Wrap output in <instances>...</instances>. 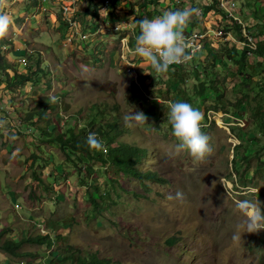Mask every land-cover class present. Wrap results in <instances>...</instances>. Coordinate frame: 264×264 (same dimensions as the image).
<instances>
[{
	"label": "rangeland",
	"instance_id": "1",
	"mask_svg": "<svg viewBox=\"0 0 264 264\" xmlns=\"http://www.w3.org/2000/svg\"><path fill=\"white\" fill-rule=\"evenodd\" d=\"M234 1L239 19L231 17L241 31L221 12L200 15L205 34L198 35L191 22L185 29L195 49L192 59L157 76L146 62L132 61L136 14L125 19L131 26L109 28L80 45L67 39L61 8L69 0H7L14 27L0 40L5 64L0 71V120L5 121L0 126V230L8 228L4 238L49 234L55 242L24 243L20 251L34 256L0 248V264H71L92 253L110 264H264V229L232 239L243 220L235 201L250 199L264 211V133L255 119L264 104V66L251 51L243 70L226 59L228 48L253 49L264 40V0ZM86 2L74 3V16L80 31L91 33L97 22L86 17ZM210 2L178 0L169 11H202ZM129 7L126 15L133 11ZM159 15L151 12L148 18ZM206 68L213 71L208 78ZM31 70L42 80L16 84L17 71ZM206 79L218 85V95L211 89L195 93L194 86ZM51 96L56 103L47 102ZM172 101L187 102L203 114L202 131L212 151L202 162L187 151L175 154L177 141L165 108ZM40 102L59 132L95 121L114 133L116 124L121 133L114 143L103 142V155H109V145L121 143L146 148L136 167L160 178L139 179L100 160L92 162L91 173L79 163L80 171L78 160H67L59 144L38 128L45 120L38 115L23 120ZM132 111L143 112L145 121L126 127L123 116ZM221 181L232 195H226ZM177 192L183 193L182 201L167 199ZM173 238L177 243L170 245Z\"/></svg>",
	"mask_w": 264,
	"mask_h": 264
},
{
	"label": "clouds",
	"instance_id": "2",
	"mask_svg": "<svg viewBox=\"0 0 264 264\" xmlns=\"http://www.w3.org/2000/svg\"><path fill=\"white\" fill-rule=\"evenodd\" d=\"M7 9V0H0V40L5 39L10 29L14 27V20ZM225 12L229 15L226 10ZM200 15L201 10L199 8L186 7L182 10L164 11L159 16L145 17L137 21L140 32L135 38V54L141 57L157 76L166 75L174 64L189 62L195 49L185 36V29L194 17L199 18ZM120 26L117 25L118 30H120ZM189 49H192V51L189 52ZM129 65L136 66L135 64ZM85 71L87 70L85 69ZM152 72L145 73L152 74ZM47 102L56 103L57 97L51 96L50 101ZM165 108L167 109V122L171 126L173 137L177 141L175 154L187 151L194 161L202 162L212 151L209 137L202 131L203 114L184 101L168 102ZM145 118L143 112L134 113L132 111L123 116V121L126 127H133L142 124ZM4 124L5 121L0 120V126ZM86 143L91 150L106 152L96 133H89ZM221 182L223 183V181ZM223 185L226 189V195H232L231 190L224 183ZM174 198L182 201L183 193L177 192L175 197L172 195L167 196L168 200ZM235 203L243 220L236 226V231L232 236L234 241L239 240L245 232L258 233L264 229V211L257 207L252 200L241 199L235 201Z\"/></svg>",
	"mask_w": 264,
	"mask_h": 264
},
{
	"label": "trees",
	"instance_id": "3",
	"mask_svg": "<svg viewBox=\"0 0 264 264\" xmlns=\"http://www.w3.org/2000/svg\"><path fill=\"white\" fill-rule=\"evenodd\" d=\"M118 0H114L116 2ZM181 1V0H180ZM211 2L208 4H205L203 7V10L201 11V15L206 16L211 10H215L218 12H221L226 16V18L234 20L231 16L225 14V9L221 5V0H210ZM102 0H87L86 2V9H85V15L91 14L96 20L99 19L100 16V3ZM177 2H175L176 4ZM113 6V3H111ZM130 5L132 6V13H135V27L133 30V34H136V31L140 32L139 26L137 24V21L149 17L150 13L153 12V14H162L164 11H169L170 7L174 4H171L167 7H162L160 0H138L136 2H131ZM139 7V11L135 12L134 7ZM151 7H154L152 9ZM200 18V17H199ZM199 18H195L191 21V27L197 28V34H205L207 32V25L204 23H200ZM204 20V19H203ZM205 22V21H204ZM236 27L239 28L241 31V24L236 22ZM139 34V33H138ZM264 35V33H262ZM137 36V35H136ZM226 39H229L228 36H225ZM232 41V40H227ZM236 46V44H235ZM1 47V42H0ZM83 47V46H82ZM135 46H133L134 49ZM222 51V49H221ZM254 52L258 58L261 59L259 61L258 65L264 66V40H261L256 44V48H249L245 47L242 50L236 46L235 48H228L227 49V55L226 59L233 61L235 64H237L238 68L243 70L245 66L247 65V55L249 52ZM134 58V57H133ZM214 62V59H212ZM4 66L2 64L1 68ZM261 70V68H260ZM43 71V70H41ZM205 78H208L211 74H213L212 69H205ZM16 78L17 82L16 84H22L26 83L27 81H41L42 77L37 75L36 72H23V74L16 72ZM207 80V79H206ZM2 80H0L1 82ZM264 81V79H263ZM8 85H12L11 82H7ZM213 79L207 80H201L198 84H196L195 87V93L198 95H204V93L208 90H213L211 93H215V95H218L220 92L218 85H213ZM50 101V100H49ZM43 102L37 103L34 106L33 111L30 113H26L23 116V120H32L33 116L38 115L39 120H45L46 124L44 127L38 126L40 130L44 129V132L50 136V140L55 141L59 144L61 150L66 156V159L69 161L77 162V166L79 167L80 171H82V166L80 164H86L87 169L89 173L92 171V162L96 160H100L104 164H114L118 166L123 172L131 174L134 177H137L139 179H143V177H148L149 179H155L160 178L157 177L153 172H143L138 167H136V163L140 161L143 158L142 151L145 150L142 147L138 146H132L130 144L121 143L118 147H112L109 145V155L104 156L103 151H95L89 149L86 143V139L89 133H96L98 139L103 143L105 141L113 142L116 140V137L118 134L121 133V130L118 129L117 125L114 124L112 126V130L115 132H110L105 128L103 125L96 126L95 121L88 122L85 127L80 128L78 131H75L74 129L66 130L64 133L57 131L58 125L48 116L47 111L45 108H39ZM46 106L48 103H44ZM16 106H13L15 108ZM38 108L39 110H35ZM22 111V108L17 109V112ZM36 111V112H35ZM255 119L257 121V124L259 126V129L261 133H264V104L260 105L258 108V112L255 113ZM34 125L36 122H33ZM110 124V123H109ZM53 125V128H50V126ZM51 129V130H49ZM146 152V150H145ZM32 159H39L37 156H33ZM80 163V164H79ZM35 177L39 179L38 175L35 174ZM40 181L44 182V186L47 187L46 181L41 178ZM95 204H97L96 199L92 198ZM8 228H3L0 230V248L9 252L12 255L16 256H24V255H32L34 256L35 253L33 252H21L20 249L23 246L24 243H36V244H44L47 243L48 245H51L55 242V239H52L49 234H39V235H31V236H25L23 238L17 236H10L9 238H4V235L8 233ZM59 237V236H58ZM178 240V239H177ZM168 243L170 245L176 244V238L169 239ZM55 262H59L56 260ZM49 263V264H53ZM27 264H35L34 262H28ZM43 264V263H38ZM71 264H110L109 260L99 258V255L97 253H92L90 255V258L86 259L82 255H79L75 261H72Z\"/></svg>",
	"mask_w": 264,
	"mask_h": 264
},
{
	"label": "built area",
	"instance_id": "4",
	"mask_svg": "<svg viewBox=\"0 0 264 264\" xmlns=\"http://www.w3.org/2000/svg\"><path fill=\"white\" fill-rule=\"evenodd\" d=\"M75 1L76 0H70L69 4L62 5L61 8L63 20L67 26V39L69 41L76 40L77 42H80V45H82V42H88L89 44L92 40V35L100 34L103 31L108 30L109 28L118 30L117 25H121L120 30L124 29L125 27H129L130 25V23L125 22V19L116 21L115 18H106V16L108 15L107 8L108 6L110 7L112 2L111 0H105V5H103L104 12H102L104 14L103 18L96 20V28H94L91 33H83L82 31H80L81 24H79L77 16H74V13L76 12V8L74 7ZM221 4L225 7V10L230 16H233L235 19H239V16L236 14V2L222 0ZM19 62L23 63V59H19ZM181 64H174L172 66H180Z\"/></svg>",
	"mask_w": 264,
	"mask_h": 264
},
{
	"label": "crops",
	"instance_id": "5",
	"mask_svg": "<svg viewBox=\"0 0 264 264\" xmlns=\"http://www.w3.org/2000/svg\"><path fill=\"white\" fill-rule=\"evenodd\" d=\"M70 1V0H69ZM105 1V0H104ZM132 1H138V0H118V1H116V2H114V0H111V2L113 3V6L112 5H110V7L108 6V15L106 16V18H115L116 19V21L117 20H124V19H130L131 20V18H133V16L135 15V13H129L128 15H126V12L127 11H129V9H131L129 6H130V3L132 2ZM178 0H164V2H163V0H160V2H161V6L162 7H167V6H169L170 4H175V2H177ZM75 2H77V0L75 1ZM103 5H105V3L104 2H102L100 5H99V7L101 8V10H102V12H104V9H103ZM187 5V4H186ZM152 9H154V7H151ZM134 10H135V12H138L139 11V8H138V6L136 5L135 7H134ZM12 11H14V10H12ZM89 15H91V14H89ZM89 15H86V17L88 16L89 17ZM161 15V14H160ZM92 16V15H91ZM132 16V17H131ZM103 18V15H101V19ZM96 20V19H95ZM98 20V19H97ZM197 29V28H196ZM125 39H126V36H125ZM130 47V46H129ZM130 50H131V52H133V53H135L134 52V49L132 50L131 48H130ZM135 55V61L136 62H138V60L140 61V66L141 65H144V62L145 61H142L140 58L141 57H139V56H137L136 54H134ZM2 64H3V66H5V64H4V58H3V52L2 51H0V71H1V69H3V67L1 68V66H2ZM142 67H144V66H142ZM2 82V81H1ZM0 82V83H1ZM8 106V105H7Z\"/></svg>",
	"mask_w": 264,
	"mask_h": 264
}]
</instances>
